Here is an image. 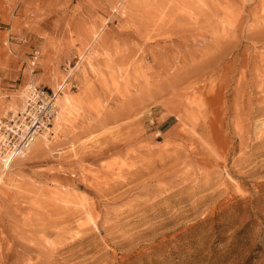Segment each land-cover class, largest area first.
Returning a JSON list of instances; mask_svg holds the SVG:
<instances>
[{
	"label": "rangeland",
	"instance_id": "374dc122",
	"mask_svg": "<svg viewBox=\"0 0 264 264\" xmlns=\"http://www.w3.org/2000/svg\"><path fill=\"white\" fill-rule=\"evenodd\" d=\"M1 56L68 85L0 157V264H264V0H0Z\"/></svg>",
	"mask_w": 264,
	"mask_h": 264
},
{
	"label": "built area",
	"instance_id": "2783aa9c",
	"mask_svg": "<svg viewBox=\"0 0 264 264\" xmlns=\"http://www.w3.org/2000/svg\"><path fill=\"white\" fill-rule=\"evenodd\" d=\"M67 82L54 93L28 86L22 110L11 119L0 118V157L8 162L22 158L33 148L38 138L52 134L58 97Z\"/></svg>",
	"mask_w": 264,
	"mask_h": 264
},
{
	"label": "crops",
	"instance_id": "0c3cea01",
	"mask_svg": "<svg viewBox=\"0 0 264 264\" xmlns=\"http://www.w3.org/2000/svg\"><path fill=\"white\" fill-rule=\"evenodd\" d=\"M9 35H11L12 33V28H10V30L8 31ZM10 43V38H8L6 40V42H4V45H8ZM11 44V43H10ZM14 50L10 48V53L12 55H15V53L13 52ZM4 58L1 56L0 57V67H3L4 64ZM37 59L36 57L32 58L31 64H28L24 67L18 68V64L16 65H11V64H6L7 68L5 69H1L0 68V74L1 77L3 78V82L5 84H11L13 85L14 82L20 81V85H26L28 83H31L34 85V81L36 79V68L37 65L35 64V60ZM42 89V88H40ZM5 106H8V111H13L14 108H12V105H8L6 104ZM10 106V108H9ZM172 117H167L163 120V122L160 124V131L159 134H163V133H167L169 132L176 124V122L173 121V119H171ZM5 119V118H3Z\"/></svg>",
	"mask_w": 264,
	"mask_h": 264
},
{
	"label": "bare ground",
	"instance_id": "6f19581e",
	"mask_svg": "<svg viewBox=\"0 0 264 264\" xmlns=\"http://www.w3.org/2000/svg\"><path fill=\"white\" fill-rule=\"evenodd\" d=\"M68 104H70V103L68 102ZM68 104H67V105H68ZM16 114H18V112H17ZM16 114H15V115H16ZM57 115H58V113L56 114V118H57ZM62 115H63V114H62ZM56 118H55V119H56ZM62 118H63V116L61 117V115H60V119H62ZM45 136H47V135H45ZM43 137H44V136H43ZM40 138H41V137H40ZM38 140H39V138H38ZM36 142H37V141H36ZM4 162H5V161H4ZM9 163H11V161H10ZM7 164H8V162L6 163V165H7ZM6 165H5V166H6Z\"/></svg>",
	"mask_w": 264,
	"mask_h": 264
},
{
	"label": "trees",
	"instance_id": "16d2710c",
	"mask_svg": "<svg viewBox=\"0 0 264 264\" xmlns=\"http://www.w3.org/2000/svg\"><path fill=\"white\" fill-rule=\"evenodd\" d=\"M171 119H173V121L176 122V119L175 118H171Z\"/></svg>",
	"mask_w": 264,
	"mask_h": 264
}]
</instances>
